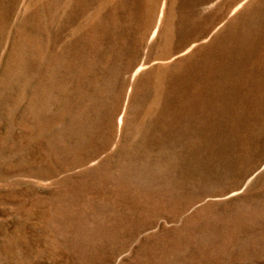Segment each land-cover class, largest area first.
<instances>
[{
	"label": "rangeland",
	"instance_id": "1",
	"mask_svg": "<svg viewBox=\"0 0 264 264\" xmlns=\"http://www.w3.org/2000/svg\"><path fill=\"white\" fill-rule=\"evenodd\" d=\"M0 264H264V0H0Z\"/></svg>",
	"mask_w": 264,
	"mask_h": 264
}]
</instances>
